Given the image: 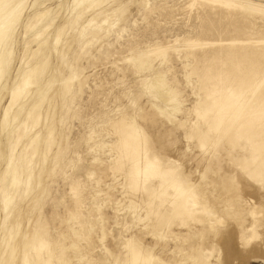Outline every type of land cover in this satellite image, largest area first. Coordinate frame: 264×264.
I'll return each instance as SVG.
<instances>
[{"label": "rangeland", "instance_id": "374dc122", "mask_svg": "<svg viewBox=\"0 0 264 264\" xmlns=\"http://www.w3.org/2000/svg\"><path fill=\"white\" fill-rule=\"evenodd\" d=\"M78 1L26 0L11 34L0 44V264H22V255L39 237L49 243L43 254L49 253L51 264H125L111 254L124 253L121 241L130 236L161 254L167 264H264L259 239L241 245L239 236L241 225L264 228V167L256 169L251 163L256 154L264 157V115L244 126L235 120L226 130H209V121L225 108L208 112L206 120L197 114L189 83L197 78V70L187 77L182 59L172 49L167 62L149 58L154 65L151 71L138 73V64L130 60L156 43L172 40L184 49L176 38H229L236 32L227 28L219 36L202 31L210 25L208 19L198 18L204 11L187 0H98L90 7ZM241 12L248 34L258 36V28L264 31L260 15ZM232 21L224 19L220 26ZM187 60L192 63V57ZM205 70L219 73L214 67ZM30 71L35 72L36 83L11 105L12 89ZM159 71L167 72L170 86L182 100V109L172 120L156 110L153 103L159 98L139 81L145 74L150 82ZM223 90L230 91L233 101L244 107L242 115L250 117L251 93L239 98L244 89H238L237 81L225 84ZM31 108L29 135L19 141L13 158L19 183L1 182L17 125ZM7 109L10 120L5 123ZM127 112L162 158L157 168L161 176L148 183L139 177L135 188L130 187L127 165L118 171L111 162L122 156L115 158L108 149L117 139L110 122ZM180 118H185L183 124ZM197 127L198 132H207L203 139L195 135ZM30 139L35 140L34 149L28 160L21 159L19 152ZM144 153L141 150L138 156L140 163L147 159ZM184 177L196 184L199 194L193 198L208 200L203 208L207 224L191 220L194 228L205 230L188 236L190 231L174 219L163 223L161 234L148 233L144 221L131 217V211L150 198L146 184L159 189L165 180ZM6 193L12 202L4 209ZM211 226H219V240H214L217 231ZM169 228L183 235L173 238ZM233 234L235 251L226 247Z\"/></svg>", "mask_w": 264, "mask_h": 264}, {"label": "bare ground", "instance_id": "6f19581e", "mask_svg": "<svg viewBox=\"0 0 264 264\" xmlns=\"http://www.w3.org/2000/svg\"><path fill=\"white\" fill-rule=\"evenodd\" d=\"M83 1H86L89 7L92 6L93 3L98 2V0ZM83 1L79 0L78 5H80ZM187 1H189V5L191 7L197 6L199 8H202L201 10L204 11L199 13L198 18H200L201 20L207 18V22H209L210 25L206 26L205 24L202 31L206 33L211 32L213 33L212 35L217 33L220 36V34L224 31L227 32V28H233V30H231L232 32L235 31L236 34L229 38L207 37L205 39L200 37V35L195 38L194 36H188L186 34L187 36L185 37L175 39V42H183L184 49L181 46L177 47L178 45L176 46L172 44L173 41L170 40L165 45L156 43L153 48L150 47L146 50H139L135 54V56L130 58V60L135 64H138L137 66L140 68V70H137L138 73H143L142 71L144 69L151 71L154 68V65L152 60L150 61L149 58L151 56H154L156 58L161 57L163 62H167L168 51L169 49H172L177 54V56L182 59L181 62L183 64V67L185 68V75L187 77L191 78L192 74L195 73V70H197V78L189 81L191 91L195 95V108L197 110V114L201 115V117L206 120L208 112L214 111L216 108H225V112L220 113L218 116L212 118V120L209 121V130L219 131L220 129H222V127L224 128V130H226L227 128H229V125H231V123L235 120L240 121L242 123V126H244L248 122H253L260 115H264V34H261V31L263 30H261L260 28H258L257 30L258 36H255L254 32L248 34L246 30H244L245 27L243 25L246 15H244L241 11H248L251 17L260 15V17L262 18L261 20H264V2L258 0ZM25 2L26 0H0V44L11 34L12 23L15 21V17L23 11V4ZM148 3L149 2H147V5ZM147 5L146 7H148ZM152 10H154V7ZM159 11H161V9H159ZM211 14H214L213 19L208 18ZM227 18L233 21L229 24L223 25L224 28L221 27L220 24L222 20ZM246 21L250 23L248 20ZM91 23L92 22H89V24ZM82 34H84V32H82ZM130 45L131 43L129 44V46ZM189 57H192V63L187 60V58ZM202 65L205 67V69L209 68L210 70L211 67H214L216 71L219 70V73L210 74L205 69L202 70ZM166 74L167 72L165 71H159L156 73L154 80L150 82L147 81L148 75L142 74L143 76L139 81L144 84L147 89L149 88L150 90H152L155 97L159 98L160 102L153 103V106L156 108V110H158L161 114L166 115L169 120H172L174 117H176V112L182 109V107L180 106L182 100H178L177 92L173 87L170 86V83L166 78ZM218 81H222L224 85H218ZM234 81L238 82L239 90L244 89L243 92H239V98H242L251 93L252 98L247 101V106L250 105L251 110L250 117L243 116L242 113L244 107L241 106L239 102L233 101V96L231 93H229L230 91L227 92L226 90H223L225 88V84L226 86L227 84L228 86H230ZM35 83V72L30 71L23 75L22 82L14 87V89H12L11 91V105L16 104L19 100L23 99L28 94L30 87ZM215 91L217 92L216 94H214ZM254 99L256 102L254 101V104L250 103V101L253 102ZM33 109L34 108H31L27 112L24 120L20 121L17 125V129L15 132L16 139L10 147L9 157L6 162V167L3 172L1 182L8 181V183L11 185L19 183V178L16 172L17 164L13 163V158L16 155L19 141L29 135L27 120H29L32 116ZM5 113L6 116L4 117V122L8 123L10 120L8 109ZM179 121L180 124H183L185 118H180L178 122ZM109 125L113 129L114 134L117 135V139L108 149L111 152V156H115V158H118L120 155L122 156V159L119 158V160L114 159L110 161L114 164V167L118 169V171H120L119 169L121 168L124 169V166L127 165L126 167H128L127 174L129 176L130 187L135 188L139 185L136 183V181L140 179L139 177H144L146 183H148L152 177H160L161 173L157 168L159 167V164H161L162 158L153 152L152 146L150 145L151 143H149L148 141V139H150L149 136L146 135L145 130L138 124L135 117L128 115L127 112V114L124 113L118 118L116 117V119L112 120ZM260 128L261 126L255 129L254 133L256 134L260 132ZM206 134L207 132H198L197 127V132L195 135H198L201 139H203V137H205L204 135ZM34 143V139H30L27 141L26 146L19 152L21 159H29L28 156L34 149ZM204 146L205 143L201 142V148H204ZM141 150L145 151L144 156L145 154L147 156V159L142 163H140V159L138 160V156L141 153ZM80 162L81 161H79V163ZM251 163L255 164L256 169L258 167H264V157L260 158V154H256L251 159ZM143 166L144 169L142 168ZM186 178L187 177L165 180L163 183H161L159 189H155L154 187L150 188L147 186V184L146 188H144L145 185H143L142 187L144 189L149 188L147 190V195L150 198L143 200L142 203L144 204V206H140V208L135 207V209L131 211V217L133 219L144 221V224L142 225L145 230H147L148 233H152L154 235L161 234L160 228L164 222H170L174 219L178 220L179 226H181L182 228L185 227L190 231V234H188V236H193L195 234L200 235L205 229L197 227L194 228L192 226L194 222L191 224V220L198 221V223L202 221L203 224L206 222V213H204L203 208L208 207V200H200L199 197L198 199H195V197L193 198V195L199 194L197 193L198 190L196 191L195 188L196 184L189 183ZM170 187L173 189L172 192L168 191ZM10 202H12L11 197L8 193H6L3 199V208L7 209L10 205ZM130 202L131 204L135 203V201L133 200H131ZM120 223L122 224V222ZM203 224L200 225L205 226L207 222L205 225ZM253 227L254 225L240 226L239 236L242 235L240 241L241 245H248L251 239L256 238L259 239V245L264 247V228L260 230V228L255 229ZM144 228L142 230H144ZM211 228L217 231L214 239L217 240L220 237L218 234L220 228L219 226H211ZM126 231L127 230H125V232ZM168 231L170 233V236H172L173 238H180L183 235L181 231L177 232L172 228H169ZM122 234L124 233L122 232ZM230 236H232L231 244H226V247L235 251V235L233 234ZM121 242L124 244L123 247H125L124 249L126 251L124 253L120 252L121 254L116 255L112 253L111 255L114 256L116 260L121 259V261H123L125 264L168 263L161 256V254H155L152 248L143 247L142 242L140 241V239L136 238V236L124 238ZM52 245L55 246V243ZM49 248V243L43 237H39L31 244L29 251L25 252L22 255V264H41L42 262H44L45 264H51L52 260L51 257L48 256L49 253L47 255V252H45L47 258L45 257L46 255L44 256L43 254V250L47 249L48 251ZM249 253H251V251Z\"/></svg>", "mask_w": 264, "mask_h": 264}]
</instances>
